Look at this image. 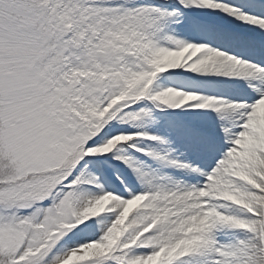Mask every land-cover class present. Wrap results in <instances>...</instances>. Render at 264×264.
<instances>
[{
    "label": "snow or ice",
    "instance_id": "snow-or-ice-1",
    "mask_svg": "<svg viewBox=\"0 0 264 264\" xmlns=\"http://www.w3.org/2000/svg\"><path fill=\"white\" fill-rule=\"evenodd\" d=\"M0 264H264V0H0Z\"/></svg>",
    "mask_w": 264,
    "mask_h": 264
}]
</instances>
